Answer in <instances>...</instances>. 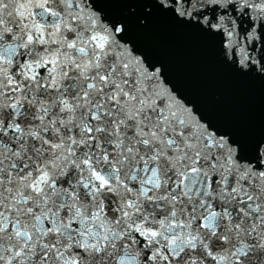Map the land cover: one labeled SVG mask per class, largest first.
<instances>
[{"label":"snow or ice","instance_id":"6c2138e0","mask_svg":"<svg viewBox=\"0 0 264 264\" xmlns=\"http://www.w3.org/2000/svg\"><path fill=\"white\" fill-rule=\"evenodd\" d=\"M0 264H264V0H0Z\"/></svg>","mask_w":264,"mask_h":264},{"label":"water","instance_id":"95a60500","mask_svg":"<svg viewBox=\"0 0 264 264\" xmlns=\"http://www.w3.org/2000/svg\"><path fill=\"white\" fill-rule=\"evenodd\" d=\"M140 39L154 53L162 54L160 49L154 47L150 39ZM173 70L194 97L201 99L209 108H214L215 91L211 88L205 74L196 65L182 57H177L173 63Z\"/></svg>","mask_w":264,"mask_h":264}]
</instances>
